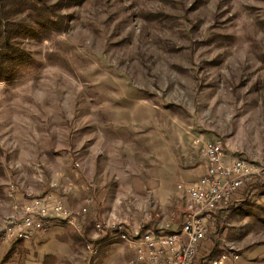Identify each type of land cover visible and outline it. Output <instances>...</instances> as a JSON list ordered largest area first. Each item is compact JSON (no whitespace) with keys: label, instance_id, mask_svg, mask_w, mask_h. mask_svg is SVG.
<instances>
[{"label":"rangeland","instance_id":"rangeland-1","mask_svg":"<svg viewBox=\"0 0 264 264\" xmlns=\"http://www.w3.org/2000/svg\"><path fill=\"white\" fill-rule=\"evenodd\" d=\"M1 24L30 66L0 82V214L20 185L105 207L20 243L21 207L0 216V264H128L127 243L95 246L98 218L177 228L205 143L264 161V0H0ZM231 252L264 264V175L210 224L207 256Z\"/></svg>","mask_w":264,"mask_h":264},{"label":"built area","instance_id":"built-area-1","mask_svg":"<svg viewBox=\"0 0 264 264\" xmlns=\"http://www.w3.org/2000/svg\"><path fill=\"white\" fill-rule=\"evenodd\" d=\"M201 147L206 172L194 182L179 185V189L186 193L187 201L177 228L167 225L166 229H155L149 222L131 232L127 223L110 224L98 220L95 223L97 240L107 238L127 243L134 254L128 264H230L237 261L232 252L207 256L204 243L216 216L240 201L248 185L264 175V161L255 163L243 158L228 159L220 142L205 143ZM74 165L81 167L78 160ZM56 186L52 184L49 191L31 196L19 215L9 218L6 227L8 237L15 241H28L35 233L56 223L74 226L78 217L89 213L86 207L75 212L67 206ZM91 201L89 199L88 203L91 204Z\"/></svg>","mask_w":264,"mask_h":264},{"label":"trees","instance_id":"trees-1","mask_svg":"<svg viewBox=\"0 0 264 264\" xmlns=\"http://www.w3.org/2000/svg\"><path fill=\"white\" fill-rule=\"evenodd\" d=\"M10 32L13 33L10 26L0 25V82L3 79L11 80L20 70H24L30 66L29 60L22 55V52L11 45ZM106 240L107 238L99 239L95 243V246H99ZM18 242L20 243L21 241ZM12 255L13 249L8 253L7 258L10 260L13 257ZM7 261L5 259L1 264H8ZM57 262L58 258L55 255L49 254L45 256L43 264H57ZM95 264H97V261H95Z\"/></svg>","mask_w":264,"mask_h":264},{"label":"crops","instance_id":"crops-1","mask_svg":"<svg viewBox=\"0 0 264 264\" xmlns=\"http://www.w3.org/2000/svg\"><path fill=\"white\" fill-rule=\"evenodd\" d=\"M64 186H67L68 187V189L69 188H72L71 186H69V185H64ZM22 187H24V189L25 190H22ZM47 184H45V185H41V186H37V184H36V186L35 187H32L30 190H28L29 189V186H27V185H20V188H21V190L23 191V193H22V197H20L19 195H15L14 196V198H12V196H10L11 197V199L8 201V202H6L4 205H2L3 206V209H2V213L0 214V216H2L3 218H6L9 214H11V213H13L14 212V210H16L18 207H21L19 210H22V208H23V206L27 203V201L29 200V198H31V196L32 197H34V196H38V195H41V193L43 194V193H45L46 191H49V187H47ZM75 188V187H74ZM29 191V192H28ZM73 191V190H72ZM70 192L69 194H70V197H69V199H71V201L68 203V202H66V205L67 206H69L71 209H73L74 211H76V212H79L82 208H85L86 207V205H79V203H78V201L75 199V198H77L76 196H78V195H76V193L77 192H75V194H73V192ZM58 192V194H59V191H57ZM18 193V192H17ZM61 195V194H60ZM24 196H28V198H24ZM73 196H75V197H73ZM101 201H95L94 203H95V207L92 209L91 208V210H89V216L91 215V212L93 211V210H96V207H97V210L99 209H101V208H103V207H105L104 205H103V203H102V205H101V203H100ZM87 203H88V201H87ZM116 204H114V205H112L113 206V208L114 209H116V206H115ZM84 206V207H83ZM7 207V211H6V209H4V208H6ZM88 207V206H87ZM98 210V211H99ZM87 215V216H88ZM101 217H104L105 218V216H101ZM83 218H85L84 216H83ZM100 218H98L97 219V221L99 220ZM96 223V222H95ZM56 225H58V224H54V225H52V226H50L48 229L50 230V237L52 238L53 236H62V235H64L65 233V231H66V227L65 226H60V225H58V226H56ZM85 225H86V223H84V221L82 220V222L81 223H77V224H75V226L76 227H78L79 228V230L81 231V228H83V227H85ZM83 226V227H82ZM95 226V225H94ZM127 226H128V228H129V230L132 232L133 230H135L134 228H130L129 226V224H127ZM86 230V229H85ZM38 235V234H37ZM38 236H40V234L38 235ZM37 236V237H38ZM101 239H103V238H101ZM98 241V240H97ZM110 241H112V240H109V239H107L106 240V242H110ZM106 243H101L99 246H97V248L99 247V248H102V247H104V246H107V245H105ZM204 248H205V251H206V241H205V243H204ZM211 249H212V247H211ZM100 250V249H99ZM132 250V249H131ZM133 253V252H132ZM53 255H54V253H53ZM133 256H134V254H133Z\"/></svg>","mask_w":264,"mask_h":264}]
</instances>
